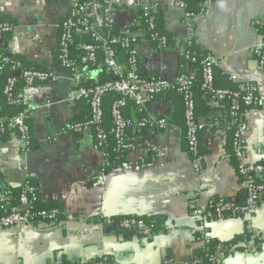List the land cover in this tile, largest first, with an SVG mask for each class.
Returning <instances> with one entry per match:
<instances>
[{
	"label": "crops",
	"instance_id": "crops-1",
	"mask_svg": "<svg viewBox=\"0 0 264 264\" xmlns=\"http://www.w3.org/2000/svg\"><path fill=\"white\" fill-rule=\"evenodd\" d=\"M69 2L0 0V13L15 22L8 51L57 75L53 83L22 86L19 100L31 112L32 148L23 151L17 133H6L0 143V180L12 187L27 180L34 182L39 187L40 202H57L65 217L54 227L52 222H37L1 229L0 264H70L101 257L114 264H193L192 249L199 243L194 235L197 219L190 211L198 208L204 213L211 198L237 199L244 192L225 152V128L213 126V117L223 112L217 102L209 101V112L198 118L206 128L199 133L202 165L197 167L186 149L181 97L173 92L147 97L145 114L152 124L142 129L130 127L127 134L135 148L101 173L103 155L93 148V132L77 133L68 126L75 119L87 118L90 111L84 99L73 97L77 87L103 82L110 74L100 64H77L70 69L58 65L59 27ZM112 3L117 30L134 22L141 5H150L162 16L175 43L156 50L142 30H134L141 37L139 70L149 78L177 76L185 35L177 0ZM90 13L98 34L107 37L109 31L101 26L96 2L91 3ZM255 19H264V0L206 2L204 11L193 21L195 44L215 58L216 79L222 75V82L239 87L250 84L259 97L257 107L241 113L247 125L242 140L249 164L264 161V71L252 53L261 36L253 24ZM4 74L0 71V83ZM122 113L131 120L139 118L131 102ZM161 117L168 121L165 129L154 124ZM155 215L165 217V232L150 237L112 223V217ZM207 220L213 239L231 240L245 227L264 239V196L250 219L243 215ZM222 264H264V241L259 250L235 251Z\"/></svg>",
	"mask_w": 264,
	"mask_h": 264
},
{
	"label": "built area",
	"instance_id": "built-area-1",
	"mask_svg": "<svg viewBox=\"0 0 264 264\" xmlns=\"http://www.w3.org/2000/svg\"><path fill=\"white\" fill-rule=\"evenodd\" d=\"M96 2L100 8L102 17L101 26L109 31L107 37L98 34L97 29L91 21L90 6ZM178 7L183 12V21L185 35L182 41V51L178 60V74L174 78L144 76L138 67V44L141 40L135 31L127 28L115 29L114 5L112 0H70L69 8L62 19L59 27V36L57 41V61L58 65L64 69H70L76 66L74 58L71 55L70 44L72 38L77 32L90 33V36L97 42H100V49L103 54V64L105 70L111 78L91 86L77 87L74 98L86 99L89 103L90 116L85 122H73L68 127L77 133H84L94 129L93 148L99 150L103 155L101 163V173H104L108 165L106 153L102 145L107 139V133L101 128L103 118V96L109 92L114 93L117 98L112 102L110 115L112 126L110 133L113 135L117 148L121 153L129 152L135 148L134 143L127 141V128L136 127L138 129L151 125V121L144 113L135 120L125 118L122 108L129 102L134 104L138 113L145 112V99L155 97L166 93L174 92L181 96L184 106V137L186 149L189 155H192V161L197 166L201 165L199 155L198 141L199 133L206 128L205 122L196 118L195 103L193 98V82L196 68L189 67L190 63H198L202 73V88L209 95L211 102H219L225 98L231 100L229 114L231 122L225 129H230L235 125L232 137L233 152L237 161L236 174L240 178V185L245 190L246 196L244 204L241 207L235 206L232 202L209 200L208 205L213 208L214 217L220 219L225 212L232 217L241 213L250 219L256 212L258 201L264 194V184L258 183L256 177L263 171L261 164H249L241 148V140L247 130L246 123L241 118V103L244 105H255L259 102V97L253 91L252 85L243 87L242 94L238 90L228 88H219L213 85V66L215 58L210 53L203 56H197L188 49L194 38V19L197 16L193 12L185 9L184 0H177ZM141 16L147 24L149 39L159 41L163 45L165 37L152 32L154 12L150 5H141ZM253 24L264 26V19H255ZM13 30V27L7 22H0V33ZM141 30V29H140ZM145 32L144 30L142 31ZM118 45L127 52V66H123L118 60V56L113 46ZM83 53L80 56V64H93L97 60V46L92 43H84L80 46ZM252 53L257 60L260 70L264 71V37L260 36L258 42L252 49ZM0 71L7 74L3 94L6 95L8 103L18 102L13 95V87L16 77L20 74L26 86H32L37 83H53L57 80V75L46 69H26L21 70L19 63L9 56L0 58ZM241 100V103H240ZM31 115L29 109L24 108L15 116L10 118L0 117V143L7 130L17 133L23 141V151L28 150L29 145V126L25 120ZM154 124L159 129H165L168 121L165 117L158 118ZM15 187L8 185L4 180L0 181V230L12 228L19 225H28L37 222V219L55 218L58 211L35 210V205L40 201L39 187L31 184L28 180L20 186L19 193H14ZM190 214L197 219V229L201 233L202 243L209 241V221L201 209L193 208ZM117 228L134 231L142 236H149L151 226L145 224L142 219L135 216L125 217L117 223ZM210 261H214L211 257ZM196 264V261H192ZM70 264H104L102 261L92 259L86 262H74Z\"/></svg>",
	"mask_w": 264,
	"mask_h": 264
},
{
	"label": "trees",
	"instance_id": "trees-1",
	"mask_svg": "<svg viewBox=\"0 0 264 264\" xmlns=\"http://www.w3.org/2000/svg\"><path fill=\"white\" fill-rule=\"evenodd\" d=\"M213 0H184L185 3V9L187 11L193 12L194 14H199L202 13L205 9V4L206 2H211ZM154 19H153V29L151 30L152 32L157 33L159 36L165 37V42L163 45L159 44V41L157 40H152L149 39V33L150 31H147V24L145 19L141 16V10H138L133 24L129 27L131 30H137L141 29L142 31L144 30V35L146 39L149 40L151 45L156 49V50H161L165 48H170L173 46L175 43V39L173 35H171L167 30L165 29V24L162 16L159 13H154L153 14ZM0 22H7L9 23L12 27H14V20L8 18L7 16L3 15L0 13ZM258 32L261 34L262 37H264V26L261 25H256ZM12 34V29L7 32H2L0 33V58L2 56H9L12 59L16 60L19 63L20 69L21 70H26V69H42L40 66L37 64L30 62L26 60L24 57L19 56V55H13L11 54L8 49V41L11 38ZM84 43H92L97 46V60L93 65L100 64L102 68H104L103 64V54L100 49V42L95 41L91 36L90 33H83L82 36H78L75 34L72 38V42L70 44V51L71 55L74 58L75 64H80V56L82 55L83 51L80 48V46ZM116 54L118 56V60L120 63L123 64V66H127L126 61H127V52L125 49L119 47L118 45L113 46ZM188 49L193 52L197 56H203L205 52L201 51L198 49L197 45L195 44V40L191 42V44L188 46ZM90 64V63H89ZM139 67V63H138ZM189 67L196 68L195 70V77H194V82L192 86L193 90V98H194V103H195V116L196 118L204 117L210 110L209 106H207V103L210 101L209 95L205 92V90L202 88V73H201V68L198 63H190ZM105 69V68H104ZM3 73H6L3 71ZM6 76L4 74V77L1 78V83H0V116L10 118L15 116L18 112H20L22 109L25 107L22 105V103L19 100V92L22 88V86H26L24 83V80L20 74L17 75L16 81L13 87V95L16 99H18V102L11 104L8 103L6 95L3 94V86L5 85V80ZM111 78V76H110ZM109 78V79H110ZM221 79H225V76L219 75V80L218 78L216 79V74L214 72V66H213V85L215 87L219 88H228L233 91L238 90L240 94H242L243 87L248 85H244L242 87H239L236 83H229L225 82ZM219 81V82H218ZM221 81V82H220ZM35 85V84H34ZM253 91L256 93L254 87L252 86ZM174 93V92H173ZM179 97H181L178 93H176ZM117 98V96L109 92L103 96V118H102V123H101V128L104 132H106L107 139L102 145V148L104 149L106 153V159H107V167L106 171L111 168L112 165L116 163H120L124 159V154L127 152L121 153L120 150L117 148L115 140L113 138V135L110 133V129L112 126V119L110 115V107L112 102ZM87 103V108H89V103L86 99H84ZM219 104V109L222 110V115L221 116H216L213 117V126L214 127H224L228 126L231 122V115L229 114V108L231 104V100L229 98H225L223 100H220L217 102ZM241 103V100H240ZM260 104V100L257 104L255 105H244L241 103V111L244 112L246 109L250 107H257ZM145 112L138 113L139 116L144 115ZM90 116V111L89 115L87 118L84 120L80 119H75L73 122H85ZM29 121H30V116L25 120V123L29 126ZM106 125V126H105ZM130 127L127 128V131L129 130ZM235 129V125H233L230 129H225L226 131V137H227V142L225 145V152L229 159L231 160L232 164L235 167L237 166V161L233 152V146H232V137H233V130ZM90 130L94 133V129L90 128ZM11 130H7L4 135ZM126 131V133H127ZM3 135V137H4ZM31 137H30V127H29V145L28 148H32V142H31ZM127 141L133 143V140L128 136L127 134ZM241 148L242 152L244 154V146H243V140H241ZM200 155V152H199ZM192 159V155H190ZM260 164V163H258ZM201 165H202V159H201ZM200 165V166H201ZM261 165L263 166V171L256 177V181L258 183L264 184V161L261 162ZM1 179V178H0ZM1 181V180H0ZM31 184L36 185L34 182L29 181ZM14 193H19L20 188L15 187ZM246 196V192L242 193L237 199L233 197H213L210 200L215 201H225V202H232L235 206L241 207L244 204V199ZM264 196V194L261 196V198ZM259 199V201L261 200ZM258 201V203H259ZM56 209L58 211L57 215L55 216L54 219H52L54 227L60 219H64L65 217L61 214L60 211V205L57 202H48V203H41L40 201L35 205V210H52ZM205 217L206 219H209L211 217H214L213 213V208L207 204L205 210ZM232 217L228 212H225L223 214V217ZM237 216H243L241 213H237ZM125 217H130V216H118V217H112V223L116 225L121 219ZM138 219H142L146 225L151 226L150 229V234L148 237L152 236L153 234L156 233H161L165 232V217L162 215H155V216H135ZM51 221L49 219H37V222H48ZM34 222V223H37ZM33 223V224H34ZM196 241L199 243V246L192 249V254L190 257V261H196V264H222L223 260L231 255V253L235 251H241V250H247V251H256L259 250L261 243L264 241V239L260 238V236L256 235L251 231L249 227H245L242 233H239L235 235L231 240L228 241H219L217 239H213L211 236L209 237V241L206 243H202V238H201V233L197 229L194 233ZM213 258L214 261H210V258ZM96 260L102 261L104 264H114L112 261H110L106 257H101L97 258Z\"/></svg>",
	"mask_w": 264,
	"mask_h": 264
},
{
	"label": "water",
	"instance_id": "water-1",
	"mask_svg": "<svg viewBox=\"0 0 264 264\" xmlns=\"http://www.w3.org/2000/svg\"><path fill=\"white\" fill-rule=\"evenodd\" d=\"M8 73H6V75H7Z\"/></svg>",
	"mask_w": 264,
	"mask_h": 264
}]
</instances>
